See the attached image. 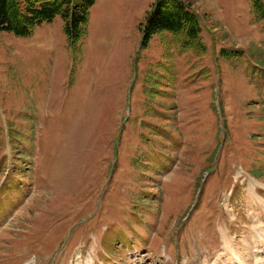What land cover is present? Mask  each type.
<instances>
[{
  "label": "rangeland",
  "instance_id": "374dc122",
  "mask_svg": "<svg viewBox=\"0 0 264 264\" xmlns=\"http://www.w3.org/2000/svg\"><path fill=\"white\" fill-rule=\"evenodd\" d=\"M155 1L94 0L77 39L0 31V264H203L220 229L249 261L264 0H184L197 38L144 39Z\"/></svg>",
  "mask_w": 264,
  "mask_h": 264
},
{
  "label": "trees",
  "instance_id": "16d2710c",
  "mask_svg": "<svg viewBox=\"0 0 264 264\" xmlns=\"http://www.w3.org/2000/svg\"><path fill=\"white\" fill-rule=\"evenodd\" d=\"M94 0H0V31L27 35L35 26L50 22L59 15L72 39L85 30L89 7ZM198 15L184 0H156L144 24V39L168 30L195 39L200 32Z\"/></svg>",
  "mask_w": 264,
  "mask_h": 264
},
{
  "label": "bare ground",
  "instance_id": "6f19581e",
  "mask_svg": "<svg viewBox=\"0 0 264 264\" xmlns=\"http://www.w3.org/2000/svg\"><path fill=\"white\" fill-rule=\"evenodd\" d=\"M254 188H255L254 183L249 184L251 196L253 197V199L255 197V199L261 202V200H264V199H262L260 195L258 194L256 195V193L254 192ZM249 211L253 219H255V215L251 207L249 208ZM254 221L255 222L253 223V227L251 228L252 229L251 232L253 235V240H252L253 244L251 245L249 243L250 246L249 244H247L248 248L251 251V257L249 258V261H247L243 257V254L240 251L236 250L233 244V239L229 237L227 233L223 231V229H220L221 234H222V248L218 253L214 255V257L211 259V262H204L203 264H226L228 263L226 262V253L228 250H230V252H232L236 257L237 262H234V264H264L261 257H258L260 256L259 254H261L260 252V249L262 247L261 242L264 240V226L258 225V223H256V219ZM254 249L255 251H253Z\"/></svg>",
  "mask_w": 264,
  "mask_h": 264
}]
</instances>
